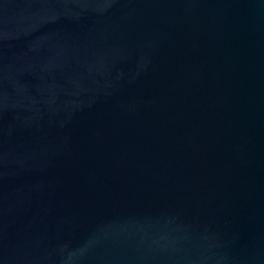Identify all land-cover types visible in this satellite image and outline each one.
<instances>
[{
    "label": "water",
    "instance_id": "1",
    "mask_svg": "<svg viewBox=\"0 0 264 264\" xmlns=\"http://www.w3.org/2000/svg\"><path fill=\"white\" fill-rule=\"evenodd\" d=\"M0 264H264V0H0Z\"/></svg>",
    "mask_w": 264,
    "mask_h": 264
}]
</instances>
